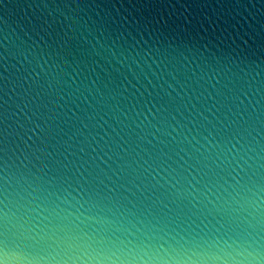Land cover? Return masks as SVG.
I'll return each mask as SVG.
<instances>
[{"label":"clouds","instance_id":"obj_1","mask_svg":"<svg viewBox=\"0 0 264 264\" xmlns=\"http://www.w3.org/2000/svg\"><path fill=\"white\" fill-rule=\"evenodd\" d=\"M0 264H264V0H0Z\"/></svg>","mask_w":264,"mask_h":264}]
</instances>
